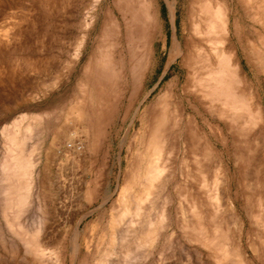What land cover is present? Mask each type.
Here are the masks:
<instances>
[{"label":"rangeland","instance_id":"374dc122","mask_svg":"<svg viewBox=\"0 0 264 264\" xmlns=\"http://www.w3.org/2000/svg\"><path fill=\"white\" fill-rule=\"evenodd\" d=\"M213 1L227 8L230 39L225 50L231 53L236 72L231 127L225 112L227 80L220 76L212 85L213 100L201 98L197 86L188 81L192 76L180 55L171 57L174 40L179 53L191 51L196 1L129 0V36L134 40L128 51L120 19L125 0H0V264H108L114 251L120 261L112 257L109 264H264V0ZM168 3L175 9L173 16ZM148 5L153 7L155 30L151 48L141 16ZM141 42L147 43L150 56L143 65ZM166 88L173 97L161 127L169 140L159 178L164 180L157 181L158 187L164 185L159 192L155 184L157 193L145 202L147 214L145 205L130 212L129 219V213L119 212L117 195L134 176L143 139L161 121L158 100L169 93ZM154 116L155 121H149ZM146 127L149 133L144 137ZM195 133L201 148L194 143ZM14 148L19 150L16 158L12 154L15 160L10 154ZM185 155H191V163ZM19 156L24 160L19 158L18 164L25 163L19 169L28 167L29 174L23 175L29 177L13 171ZM131 162L137 163H132L135 167ZM188 169L194 171L187 173ZM10 182L17 187H10ZM23 187L28 188L21 195L24 199L15 194ZM116 213L115 222H110ZM108 223L123 225L117 227L123 236L111 225L117 234L112 232ZM152 229L154 242H140L139 236ZM112 237L117 244L128 241L123 246L126 252ZM148 243L151 247L142 246ZM38 249L45 251L42 257Z\"/></svg>","mask_w":264,"mask_h":264},{"label":"bare ground","instance_id":"6f19581e","mask_svg":"<svg viewBox=\"0 0 264 264\" xmlns=\"http://www.w3.org/2000/svg\"><path fill=\"white\" fill-rule=\"evenodd\" d=\"M193 2L194 1H196L197 2V11L191 16V19H192V21H191V26H190V33L189 34H191V36H192V38H191V40H190V44H188V48H190L189 50H191L187 55L186 54H183V51L182 52H180L179 53V51H178V49H177V41L176 40H174V45L172 46V50H171V57H175V56H177V55H180V57H181V59H182V61L181 62H183V66L184 67H186V69H187V73H189L191 76H192V78H188V81L189 80H191L192 81V83H193V85L194 86H197L196 88H195V91H196V93L198 94V96H200L201 98H204V99H206V98H208V99H210V100H213L214 98L213 97H216V93L214 94V92H215V90H214V87L212 86V85H214L215 83H217L218 82V80H219V77L220 76H222L223 78H224V80H227V83H228V93H227V98H226V100H225V109H226V114H227V118L229 119V122H230V127H231V124H232V116H233V111H234V109H235V100H236V95H235V93H234V88H233V86H234V80H235V75H236V72H235V69H234V61H233V57H232V55H231V53H226V50H225V45H226V43H227V41H229V39L230 38H227V35H228V28L227 27H229V26H227V8H225V7H223L221 4H219L218 2H214L213 0H192ZM204 1H206V3L204 2ZM132 2V1H131ZM131 2H129V0H125V2H124V5H122L121 7H120V9H122V13L120 14L121 16H120V19H122V24L124 25V29H125V35H124V38H123V40H124V42H125V45H126V48H127V50L129 51V49H131L132 47H133V45H131V43H132V41L134 40H132L131 41V39H130V36H129V34H130V30H132V15L129 13V11H130V3ZM136 5V4H135ZM116 7L117 8V5H113V7ZM138 6V5H137ZM114 7V8H115ZM130 7V8H129ZM137 9V8H136ZM143 9V8H142ZM168 9H169V12H170V15L171 16H173V10H175L174 9V7H173V4H170V3H168ZM118 10V8L116 9V11ZM132 10V9H131ZM118 12V11H117ZM141 16H142V18H143V21H145V25H146V35L148 36V38H146V39H148L149 40V42H148V45H147V43L145 44V42H141L138 46H142L141 48H142V53H140L139 51V54H140V56H141V59L139 60V63H140V65H143L144 63H146L147 62V60H148V58H150V56H149V52L147 51V46L149 47V48H151V46H152V43H151V40L153 39V35H154V33H155V30H154V28H153V7H151L150 5H148L147 6V9H143V12H142V14H141ZM134 17V16H133ZM140 17V16H139ZM229 17V16H228ZM230 19V18H229ZM114 20V19H113ZM230 22V21H229ZM109 24V23H108ZM108 26V25H107ZM134 27V26H133ZM144 33V32H143ZM140 34V33H139ZM112 36V35H111ZM116 36V35H115ZM136 36H138V35H136ZM145 36V35H144ZM195 37V38H194ZM109 38H111V37H109ZM137 38V37H136ZM110 42V41H109ZM108 42V43H109ZM139 43V42H138ZM151 43V44H150ZM120 44V43H119ZM150 44V45H149ZM230 44V43H229ZM147 45V46H146ZM104 46V45H103ZM164 46V45H163ZM230 46V45H229ZM110 47H111V44H110ZM116 47V46H115ZM135 47V46H134ZM117 48V47H116ZM187 48V49H188ZM179 49H181V48H179ZM112 51V50H111ZM185 51V50H184ZM134 54V53H133ZM127 55V54H126ZM171 57H170V59H171ZM106 58V57H105ZM138 58H139V56H138ZM108 60H109V58H108ZM133 60V59H132ZM107 61V60H106ZM110 61V60H109ZM169 61H171V60H169ZM236 61V60H235ZM172 62V61H171ZM138 63V62H137ZM102 64V63H101ZM113 64V63H112ZM111 64V65H112ZM181 65V64H180ZM106 66V65H105ZM182 65H181V67H183ZM108 67V66H107ZM111 67H113V66H111ZM183 67V68H184ZM148 68V67H147ZM220 70L219 72L217 71V70ZM111 73V72H110ZM112 73H113V71H112ZM186 74V73H185ZM130 76V75H129ZM187 77H189L188 75H187ZM184 82V81H183ZM190 82V81H189ZM188 82V83H189ZM190 84V83H189ZM192 85V84H191ZM181 86H183V84L181 85ZM186 87V86H185ZM184 86H183V88H182V92H183V90L184 89H186ZM187 88H188V85H187ZM189 88H190V86H189ZM188 88V89H189ZM244 88V87H243ZM187 89V90H188ZM166 90L168 91L169 89L168 88H166ZM243 90V89H242ZM245 92V91H244ZM177 95V94H176ZM171 97H173V95H171V89L169 90V93H165L164 95H162L160 98H159V100H158V106H159V109H158V107H157V109H158V111L160 110L162 113H161V121L159 122V123H155L156 125V127L154 128V130H152V133L149 135V137L147 138V137H145V136H147V134L149 133V132H147L148 131V129H147V127L145 128V129H147L146 130V135H144V139H143V146H142V148H143V152H142V154L140 155V156H138L139 157V160H138V165L136 166V168L134 169V171H135V173H134V176L132 177V176H130V177H132L131 179H130V177H129V179H127V180H129V182L128 183H125L124 182V184H122L123 186L121 187V189H120V191H119V196L117 195V197H119V204H118V201H117V205H118V210H119V212H121V211H123V212H126V213H129L130 214V216H129V214H128V216L130 217H128L129 219H131V213H133L134 211H136L137 210V212L141 209V208H143V206H145L144 208L146 209V210H143V211H145V214H147V212L146 211H148L147 210V208L146 207H148L147 205H149V204H145V202H147L148 201V199H149V197L152 195V194H154V193H157L156 191L154 192V188L156 187V189L155 190H157V191H159L160 192V190H162V189H160L159 187H162L164 184H162V183H164V181L162 182V183H160V184H162V185H160L159 187H158V185H157V181L159 180V178H160V176L162 177V175H161V173H162V162L164 161V158H166V159H168L166 156L163 158V153H164V151H165V149H167V146L169 145H167V141H169L168 139H167V136H166V134H165V132H164V128H161L162 127V125H163V123H164V120H163V117L165 116V114H166V109H168V106H169V103H168V100L171 98ZM180 97V96H179ZM195 97H197V96H195ZM177 98V97H176ZM172 99V98H171ZM194 100H197L196 98L194 99ZM193 100V101H194ZM202 100V99H201ZM192 101V102H193ZM205 101V100H204ZM203 101V102H204ZM177 102V101H176ZM195 102V101H194ZM253 103V102H252ZM202 104V103H201ZM212 104H214L213 102H212ZM176 105V104H175ZM198 105H200V104H198ZM203 105V104H202ZM253 105H255V104H253ZM76 107V106H75ZM176 107V106H175ZM178 107H180V106H178ZM200 107V106H199ZM214 106H212V108H213ZM156 108V107H155ZM77 109H78V107H77ZM173 109H174V107H173ZM175 109H177V108H175ZM203 109V108H202ZM217 109V108H216ZM156 110V109H155ZM154 110V108H153V112L155 113L156 111ZM183 110V109H182ZM72 111H73V109H72ZM78 111V110H77ZM172 111V110H171ZM174 111V110H173ZM205 111V110H204ZM207 111H208V109H207ZM217 111L218 110H216L215 112H214V114H216L217 113ZM75 113H76V111H74ZM79 112H80V110H79ZM168 112V111H167ZM169 112H170V110H169ZM73 113V112H72ZM160 113V112H159ZM172 113V112H171ZM176 113H178V112H176ZM263 113V112H262ZM77 114H79V113H77ZM76 114V115H77ZM158 114V113H157ZM157 114H155V115H157ZM183 114H184V112H183ZM206 114V113H205ZM80 115V114H79ZM78 115V116H79ZM154 115V114H153ZM180 115V114H179ZM158 117H159V115H157ZM157 116H156V118H157ZM170 116H173L172 114L170 115ZM170 116L168 117V119L170 120V121H172V119H170ZM199 116V115H198ZM68 117V116H67ZM77 117V116H76ZM79 118V117H78ZM152 118H153V116H152ZM188 118V117H187ZM263 118V117H262ZM82 119V118H81ZM150 119V118H149ZM164 119H166V118H164ZM167 119V120H168ZM190 119V118H189ZM198 119V118H197ZM182 120H184V119H182ZM264 120V119H263ZM149 121H155V116H154V119L153 120H149ZM149 121H148V123H149ZM166 121V120H165ZM14 122V121H13ZM157 122H158V118H157ZM222 122H225V121H222ZM148 123H147V126H148ZM173 122H171V124H172ZM182 123V122H181ZM221 123V122H220ZM152 125H153V123H151ZM188 124L189 123H185V125H186V129L188 128ZM191 124V123H190ZM217 124V123H216ZM168 125V124H167ZM173 125V127H174V124H172ZM172 125H170V123H169V125L168 126H171L172 127ZM176 125V124H175ZM228 125V124H227ZM227 125H225V127L227 126ZM151 126V125H150ZM165 127V126H164ZM170 128V127H169ZM227 128V130H229L228 129V126L226 127ZM14 129V128H13ZM166 129V128H165ZM175 129V128H174ZM29 130V129H28ZM150 130V131H151ZM206 130V129H205ZM186 131H188V130H186ZM144 132H145V130H144ZM167 132V131H166ZM222 132V131H221ZM228 132V131H227ZM171 133V132H170ZM145 134V133H144ZM167 134H169V133H167ZM177 134V133H176ZM13 135V134H12ZM187 134H185V136H186ZM228 135V134H227ZM226 135V136H227ZM8 136H10V135H8ZM15 136V135H14ZM143 136V135H142ZM175 136V139L177 138V135H174ZM173 136V137H174ZM179 136V135H178ZM231 136V135H230ZM233 136H234V133H233ZM233 136H231V137H233ZM260 136V135H259ZM261 136H263L262 134H261ZM17 137H18V135H17ZM187 137V136H186ZM193 137V139H194V143H195V145H196V147L197 148H201V142H199V139L197 138V136H196V133L192 136ZM19 138V137H18ZM235 138V137H234ZM186 139V138H185ZM184 139V140H185ZM16 140V139H15ZM17 140H19V139H17ZM178 140V139H177ZM182 140V139H181ZM183 140V141H184ZM188 140V139H187ZM261 140H263V139H261ZM186 141V140H185ZM189 141V140H188ZM188 141H186V142H188ZM13 142V141H12ZM175 142V141H174ZM208 142V141H207ZM236 142V141H235ZM16 143V142H15ZM17 143H18V141H17ZM16 143V144H17ZM178 143V142H177ZM261 143H263V142H261ZM14 144V143H13ZM14 145V147L15 146H17V145H19V144H17V145ZM21 144V143H20ZM184 144V143H183ZM188 144H190V143H188ZM210 144V143H209ZM175 145H178V144H176V142L174 143V146ZM186 145V144H185ZM214 145H216V144H214ZM220 145V144H219ZM233 145V144H232ZM21 146V145H20ZM187 146V145H186ZM18 147V146H17ZM169 147V146H168ZM185 147V146H184ZM233 147V146H232ZM260 147H261V145H260ZM260 147H258V148H260ZM263 147H264V145H263ZM142 148H141V150H142ZM175 148H176V146H175ZM174 148V149H175ZM15 150H16V148H14ZM19 149H21L20 147H19ZM184 149V148H183ZM185 149H186V147H185ZM184 149V151L185 152H187L186 150ZM236 149V148H235ZM263 149V148H262ZM14 150V151H15ZM176 150V149H175ZM174 150V154H177L176 153V151ZM177 150H179L178 148H177ZM247 150V149H246ZM249 150V149H248ZM257 150V149H256ZM19 151V150H18ZM18 151L16 150L14 153H13V150H12V153H10L11 154V158L13 159V156H12V154H14V155H16V154H18ZM167 151V150H166ZM183 151V152H184ZM196 151V150H195ZM261 151V150H260ZM263 151L264 150H262V153H263ZM129 152V151H128ZM235 152V151H234ZM166 153V152H165ZM189 153V152H188ZM187 153V154H188ZM257 153V152H256ZM136 154V153H135ZM138 154V153H137ZM186 154V153H185ZM200 154V153H199ZM249 154V153H248ZM251 154V153H250ZM29 155V154H28ZM215 155V154H214ZM264 155V154H263ZM20 156H21V154H20ZM20 156L17 158L18 159V162H15V163H19V162H22L24 159H22V158H20ZM132 156V155H131ZM135 156V155H134ZM136 156V157H137ZM185 156H188V155H185ZM15 158L17 157V155L16 156H14ZM172 157V156H171ZM189 157L191 158V155L190 156H188V159H189ZM211 157V156H210ZM248 157V156H247ZM19 158H20V160L22 159V161H19ZM177 158V157H176ZM131 159H133V158H131ZM130 158H129V160H131ZM136 159H138V158H136ZM136 159H135V161H136ZM170 159V158H169ZM212 159H214V158H212ZM253 159V158H252ZM256 159V158H255ZM13 160H15V159H13ZM134 160V159H133ZM171 160V159H170ZM174 161H175V159H174ZM189 163H191V160L189 159ZM214 161H215V159H214ZM171 162V161H170ZM187 162V161H186ZM24 163V162H23ZM22 163V164H23ZM132 163H134V162H131L130 164L131 165H133V167H135L134 166V164L136 163H134V164H132ZM164 163V162H163ZM21 164V163H20ZM20 164H18V166H17V168L15 169V168H13L14 170L13 171H15L14 173H16L17 172V170L21 173V176H25V175H23L24 173H26L27 171H28V167H25L24 165H25V163H24V167H25V169H27L26 171L25 170H23V171H20V169H19V165ZM21 164V165H22ZM129 164V165H130ZM137 164V163H136ZM135 164V165H136ZM171 163H169V165H170ZM184 164H186L185 162H184ZM207 164V163H206ZM20 165V166H21ZM130 165V166H131ZM168 165V164H167ZM187 165V164H186ZM185 165V166H186ZM190 165L191 164H189L188 166L190 167ZM194 165V164H193ZM218 165V164H217ZM27 166H28V164H27ZM30 166V165H29ZM164 166V165H163ZM22 167V166H21ZM20 167V168H21ZM23 167V168H24ZM171 167H172V165H171ZM187 167V166H186ZM185 167V168H186ZM191 167H192V165H191ZM190 167V168H191ZM203 167V166H202ZM204 167H205V164H204ZM32 168V167H31ZM30 168V169H31ZM132 168V167H131ZM182 168H184V167H182ZM212 168H214V166L212 167ZM216 168V167H215ZM29 169V170H30ZM130 169V168H129ZM169 169H171L170 167L168 168V171H169ZM187 169V168H186ZM21 170H22V168H21ZM131 170V169H130ZM133 170V169H132ZM131 170V171H132ZM189 170L190 169H188L186 172L188 173L189 172ZM200 170V169H199ZM72 171V170H71ZM173 171V170H172ZM171 171V172H172ZM190 171H192V170H190ZM194 171V170H193ZM192 171V172H193ZM30 172V171H29ZM167 172V171H166ZM171 172H170V174H171ZM174 172V171H173ZM182 172H183V170H182ZM261 172V171H260ZM18 173V172H17ZM131 172H129L128 174H130ZM133 173H131V174H133ZM185 173V172H184ZM27 174H29L28 172H27ZM130 174V175H131ZM166 174H169V173H166ZM173 174V173H172ZM193 174H195V173H193ZM197 174V173H196ZM14 175V178H15V174H13ZM181 175H183V173L181 174ZM188 176L190 175V173L189 174H187ZM216 175V174H215ZM19 177L20 175H16V177ZM21 176H20V178H21ZM27 177H29L28 175H26ZM25 176V177H26ZM165 175H163V177H164ZM168 176V175H167ZM175 176V175H174ZM174 176H172V178L174 177ZM193 175H191V177H192ZM126 177V176H125ZM183 177V176H182ZM10 178H13V177H10ZM187 177H186V175H185V177H183V179H186ZM197 178V177H196ZM15 179H19V178H15ZM15 179H12V180H14V182H17V180L15 181ZM28 179H30V178H27V180ZM63 179V178H62ZM174 179V178H173ZM173 179H172V181H173ZM231 179V178H230ZM26 180V181H27ZM161 181L162 180H164L163 178L162 179H160ZM158 181V182H161V181ZM165 180H166V178H165ZM186 180H188V179H186ZM196 180H198V178L196 179ZM219 180V179H218ZM28 182H30L29 180H28ZM170 182V181H169ZM178 182H180V180L178 181ZM184 182V181H183ZM182 182V183H183ZM186 182V181H185ZM184 182V183H185ZM187 182H189V181H187ZM196 183V182H195ZM194 183V184H195ZM10 187L12 186V185H14V184H12V182H10ZM155 184H156V186H155ZM167 184H169V183H167ZM190 184H192L191 183V181H190ZM197 184V183H196ZM230 184V183H229ZM24 185V184H23ZM27 185V187L29 188V186H30V183L28 184H26ZM25 185V186H26ZM180 185V183L178 184V186ZM183 184H181L180 186H182ZM9 186V185H8ZM15 186V185H14ZM177 186V188L178 189H180L179 187ZM195 187H197L198 185H194ZM193 186V187H194ZM222 186V185H221ZM17 187V185L15 186V188ZM27 187H25V189L27 188ZM184 188L185 187H187L186 186V184H185V186H183ZM183 187H181V188H183ZM195 187H194V189H195ZM228 187V186H227ZM28 188H27V190H28ZM158 188L160 189V190H158ZM184 188H183V190H184ZM192 188V187H191ZM223 188V187H222ZM22 189V188H21ZM21 189L19 188L18 190L20 191V193H15L18 197H19V195L21 196H23V192H25V189H24V187H23V189H22V192H21ZM15 190H17V189H15ZM14 190V191H15ZM163 190H166V189H163ZM172 191H173V189H171ZM182 190V189H181ZM181 190H178V191H180L181 192ZM193 190V189H192ZM231 190V189H230ZM6 191H8V189L6 190ZM18 191V192H19ZM176 191V190H175ZM185 191L186 192H188V188H186L185 189ZM184 191V192H185ZM196 191V190H195ZM219 191V190H218ZM226 191V190H225ZM9 192V191H8ZM8 192H6V195H7V198H8V194H9V199H10V193H8ZM164 192V191H163ZM162 192V193H163ZM179 192V193H180ZM183 192V191H182ZM199 192H200V190H199ZM220 192V191H219ZM167 193V191L165 192V194ZM169 193V192H168ZM177 193V192H176ZM189 193H190V196L192 195L191 194V191L189 190ZM192 193H193V191H192ZM197 193H198V191H197ZM158 194H160V193H158ZM157 194V195H158ZM185 194V193H184ZM188 194V193H187ZM227 194V193H226ZM189 195V194H188ZM194 195V194H193ZM197 195V194H196ZM195 195V196H196ZM200 197H203V196H201V194H198ZM230 195V194H229ZM5 196V195H4ZM22 196L20 197V198H22ZM153 196H155V195H153ZM169 196V195H168ZM179 196V195H178ZM177 196V197H178ZM181 196H182V194H181ZM216 196V195H215ZM226 196V195H225ZM16 198V199H18L19 201H17V202H20L21 201V199L20 198ZM157 197H159V196H157ZM157 197L155 198V197H153V198H155V199H157ZM165 197V196H164ZM194 197V196H193ZM166 198V197H165ZM188 198H189V196H188ZM217 198V197H216ZM226 198V197H225ZM12 199V198H11ZM10 199V200H11ZM16 199L14 200V202L16 201ZM22 199H24V197L22 198ZM151 199V198H150ZM177 199H179V198H177ZM191 199H192V197H191ZM196 199V201H197V198H195ZM194 199V200H195ZM200 199V198H199ZM227 199V198H226ZM225 199V200H226ZM189 200H190V198H189ZM204 200V199H203ZM217 200V199H216ZM224 200V199H223ZM228 200V199H227ZM12 201V200H11ZM176 201H180V203H182V205H183V203H184V201H181L180 199L179 200H176ZM187 201V200H186ZM232 201V200H231ZM155 201H153L152 203H154ZM157 202V201H156ZM155 202V203H156ZM224 202V201H223ZM226 202V201H225ZM224 202V203H225ZM227 202H229V200L227 201ZM227 202L224 204V205H226L227 204ZM199 203H200V201H199ZM11 204V203H10ZM185 204V203H184ZM203 204H204V202H203ZM218 204V203H217ZM9 205V204H8ZM116 205V204H115ZM156 206H157V204H155ZM197 205H199L198 203H197ZM201 205V204H200ZM223 205V206H224ZM230 205H231V203H230ZM230 205H228L227 204V206H230ZM152 206V205H151ZM179 206H181L180 204L179 205H177V207L178 208H180ZM187 206V205H186ZM185 206V207H186ZM203 205H201L200 206V208L202 209L203 207H202ZM204 206H205V204H204ZM117 207V206H116ZM183 207V206H182ZM181 207V208H182ZM195 207V206H194ZM225 207V206H224ZM154 208L156 209V207H152L150 210H151V213H153L152 212V209L154 210ZM198 208V207H197ZM199 208V209H200ZM113 209V208H112ZM149 209V208H148ZM186 209V211H187V209L188 208H182L181 210H185ZM208 209V208H207ZM231 209V208H230ZM111 210V209H110ZM159 210V209H158ZM180 210V209H179ZM203 210V209H202ZM202 210H201V212L200 213H202ZM218 210V209H217ZM225 211L227 210L226 208L224 209ZM133 211V212H132ZM189 211V210H188ZM209 211H210V209H209ZM131 212V213H130ZM159 212V211H158ZM232 212V211H231ZM183 213V212H182ZM209 213V212H208ZM234 213H235V211H234ZM143 214V217H144V213H142ZM187 214V212H185V217L187 216L186 215ZM118 215H119V213H118ZM120 215H121V213H120ZM123 215V214H122ZM133 215H135V214H133ZM137 215V214H136ZM148 215H149V212H148ZM147 215V217H150L151 218V216H148ZM183 215V214H182ZM229 215H231V214H229ZM228 215V216H229ZM117 216V213H116V215L114 214V219L113 220H111L110 222H112V221H114L115 222V217ZM124 216V215H123ZM119 217V216H118ZM121 217V216H120ZM119 217V218H120ZM142 217V216H141ZM146 217V216H145ZM144 217V218H145ZM147 217H146V219H147ZM158 217V216H157ZM182 217H184V216H182ZM184 217V218H185ZM187 217H189V215L187 216ZM113 218V217H112ZM127 218V217H126ZM125 218V219H126ZM135 218V217H134ZM139 218V217H138ZM144 218H141L142 219V221H143V219ZM150 218H148L150 221H152ZM190 218V217H189ZM230 218V217H229ZM141 219H140V221H141ZM144 220V224H141L140 226L143 228V225H145V223L147 224V220ZM158 219V218H157ZM203 219V218H202ZM218 219V218H217ZM128 220V219H127ZM136 220V219H135ZM118 221V220H117ZM124 222L126 221V220H123ZM129 221V220H128ZM141 221V222H142ZM145 221H147V222H145ZM182 221H183V218H182ZM187 221L188 220H186V224H187ZM226 221V220H225ZM124 222H121V224L122 223H124ZM229 222V221H228ZM127 223V222H126ZM156 223V222H155ZM163 223V222H162ZM190 222L188 221V224H189ZM109 224V223H108ZM113 224H115V223H113ZM149 224V223H148ZM185 224V223H184ZM187 224V225H188ZM112 225V224H111ZM111 225L109 224L108 225V228H110V230L111 229H113L114 230V228H111ZM187 225H185V226H187ZM92 226V225H91ZM113 226V225H112ZM125 226H127V225H125ZM138 226H139V224H138ZM138 226H136L137 228H138ZM148 226V225H147ZM159 225H157V227H158ZM160 226H162L161 225V223H160ZM97 227V226H96ZM113 227H116V229H118L117 227H123V225L121 226H113ZM128 228H132V225H129V227ZM144 228H147V227H144ZM144 228H143V230H144ZM154 229L156 228V226L155 227H153ZM160 228V227H159ZM163 228V227H162ZM120 229V228H119ZM118 229V230H119ZM123 229H125V227L124 228H122V230ZM136 229V228H135ZM139 229H141V228H139ZM154 229H152V231L150 230V231H148V232H146V233H143V234H141L140 236H139V240H140V242H150V241H152V242H154L153 240H154V237H153V232H154ZM121 230V229H120ZM119 230V231H120ZM131 230H133V229H131ZM138 230V229H137ZM142 230V232H144ZM112 231V230H111ZM133 231H135V230H133ZM158 231H159V229H158ZM112 232H114V233H116L117 234V231H112ZM121 233H118V234H120V235H122V231H120ZM123 232H124V230H123ZM128 232H130L129 230L127 231V233ZM132 232V231H131ZM141 232V233H142ZM172 232H175V231H173L172 230ZM172 232H171V235H172ZM113 233V234H114ZM134 233V232H133ZM135 233H136V231H135ZM134 233V234H135ZM124 234V233H123ZM138 234H140V233H137V237H138ZM174 234V233H173ZM115 235V234H114ZM128 235H130L131 237L130 238H133L132 237V234L131 233H129V234H127V236ZM157 234H155V236H156ZM169 235V234H168ZM110 236H112V234L110 233ZM116 236V235H115ZM123 236V235H122ZM135 236V235H134ZM116 237H119V236H116ZM113 238L112 237V239H116V244H117V242L119 241L117 238ZM129 237V236H128ZM170 237V236H169ZM174 236H172V238H173ZM122 238V237H121ZM99 239H100V237H99ZM101 239H102V237H101ZM100 239V240H101ZM125 238H123V240H124ZM153 239V240H152ZM170 239H171V237H170ZM111 240V239H110ZM118 240V241H117ZM122 240V241H123ZM126 240H128V238L127 239H125V241ZM131 240V239H130ZM101 242V241H100ZM99 242V243H100ZM111 242V241H110ZM112 242H113V240H112ZM111 242V243H112ZM115 242V241H114ZM113 242V243H114ZM128 242V241H127ZM126 242V243H127ZM130 242V241H129ZM132 242V241H131ZM133 242H136L137 243V239H135V241H133ZM98 243V244H99ZM119 243H122L121 242V240H120V242ZM118 243V244H119ZM123 243H124V241H123ZM123 243H122V246H121V248H123V246L126 244H124L123 245ZM135 243V244H136ZM117 244V246H119ZM130 244V243H129ZM129 244H127L128 246H130ZM151 244H153V243H151ZM112 244H110V248L113 246H111ZM114 245H115V243H114ZM126 245V246H127ZM147 245V247L146 248H149V247H151V246H149V243L148 244H145V245H142V246H146ZM126 247V248H128L129 249V247ZM133 246V245H132ZM125 247V246H124ZM114 247H112V252H113V250L115 249H113ZM117 248V252H118V247H116ZM130 248H131V246H130ZM141 248V247H140ZM139 248V249H140ZM41 249V248H40ZM43 249V248H42ZM109 249V248H108ZM120 249V248H119ZM127 249V250H128ZM132 250H133V248H131ZM135 249H136V247H135ZM130 250V249H129ZM39 251V249L37 250V252ZM40 251H42V253L40 252ZM39 252L41 253V257H42V255L44 254L43 252H45V251H43V250H40ZM120 251H122V249L120 250ZM119 251V252H120ZM123 251H124V248H123ZM134 251V250H133ZM38 252V253H39ZM109 252V251H108ZM111 252V253H112ZM124 252H126V251H124ZM132 252V251H131ZM135 252H137V251H135ZM135 252H133L131 255H133ZM39 253V254H40ZM103 253V252H102ZM107 253V252H106ZM122 253V252H121ZM38 254V255H39ZM115 254V251H114V253H113V258L115 259V257H117V258H119L118 256H119V253L118 254H116V255H114ZM124 254V253H123ZM105 254H103V256H104ZM110 255V254H109ZM101 256V255H100ZM106 256L108 257L107 259H109V256L106 254ZM121 256H123L122 254H121ZM44 257V256H43ZM49 257V256H48ZM102 257V256H101ZM100 257V258H101ZM112 257L110 258V260H108L107 262H106V260L104 261V262H106V263H108L109 264V261L111 262V259H112ZM103 259V258H102ZM113 259V260H114ZM122 259H123V257L121 258V261H122ZM116 260V259H115ZM101 261V260H100ZM103 261V260H102ZM118 261H120V260H116V262H118ZM126 261V260H125ZM97 263V262H96ZM100 263V262H99ZM119 263V262H118ZM103 264V263H102ZM112 264H114V263H112ZM116 264V263H115Z\"/></svg>","mask_w":264,"mask_h":264},{"label":"trees","instance_id":"16d2710c","mask_svg":"<svg viewBox=\"0 0 264 264\" xmlns=\"http://www.w3.org/2000/svg\"><path fill=\"white\" fill-rule=\"evenodd\" d=\"M161 10L163 11V7H162V9H161ZM164 78H165V76H163V77H162V80H163Z\"/></svg>","mask_w":264,"mask_h":264}]
</instances>
